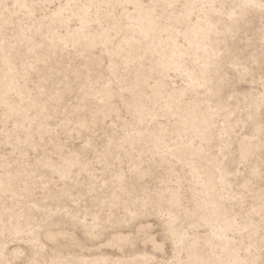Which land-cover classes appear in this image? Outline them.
<instances>
[{"label":"rangeland","instance_id":"1","mask_svg":"<svg viewBox=\"0 0 264 264\" xmlns=\"http://www.w3.org/2000/svg\"><path fill=\"white\" fill-rule=\"evenodd\" d=\"M189 1L137 0L139 33L131 1L0 0V91L31 106L22 120L0 103V264H186L197 241L207 263L235 251L264 264V0ZM89 2L88 19L71 15ZM192 23L211 28L205 48ZM190 113L210 116L202 136L176 135ZM186 142L224 178L231 227L198 222L210 181L169 152Z\"/></svg>","mask_w":264,"mask_h":264},{"label":"bare ground","instance_id":"2","mask_svg":"<svg viewBox=\"0 0 264 264\" xmlns=\"http://www.w3.org/2000/svg\"><path fill=\"white\" fill-rule=\"evenodd\" d=\"M70 1L73 2L74 4H79V2H80V0H70ZM91 1H96L97 2V1H102V0H91ZM126 1L133 2L134 6L137 7L138 10L145 16V20L147 21V23L143 22L139 26V29H138L139 33L149 32L150 31V24L148 23V18H149V15H150V10L148 8L143 9V8L139 7L140 5L137 3V0H126ZM167 1L174 2L175 0H167ZM13 3L15 5L19 6L20 8H21V6L24 7V9L26 8V3L24 2V0H13ZM189 3H187V4L188 5L195 4V0H190ZM92 6H93V4L90 3V2L89 3H82V4H80V7H79L80 11H74L71 15L77 17L79 20L88 19L90 8ZM52 15L53 16L51 17V20H50L51 23L59 24V23L62 22V18L60 17L58 12H54ZM105 18H107V19L111 18V14L110 13L105 14ZM154 30L157 31V28H155ZM189 32H190V41L193 42L199 48H205L206 39H208V37L210 36L211 28L207 27L205 30H200V29L198 30V24L197 23H192L189 26ZM71 38H72L71 40L75 41L77 39V36L76 35L75 36H71ZM68 39H69V37H68ZM5 78L8 80L6 82V84L8 86L7 88H11L12 82H13V79H14L12 74L8 73L4 77V79ZM7 90L5 89V90H1L0 91V103H4L7 106V108L9 109L8 111H11V113L18 115L20 119L28 120V118H29L28 117V110H29V108L31 106H20V104H18L16 102H15L16 104H13V102L11 100L10 101L12 103H9L7 101V94H8ZM101 93H103L102 97H103V100L105 102L103 105L108 104L106 102H108L110 100V98L113 96V93L109 92L108 90H104ZM137 98L138 99H137V102H136L135 112L139 116L140 119H143L144 118L143 109H144L145 104L148 101V99H145L142 96H138ZM152 99L154 100V99H156V97L153 96ZM103 105L100 106L99 112H97V113L101 114L104 111L106 113V111L109 110V109H105L103 107ZM150 111L151 110H149V112ZM93 115H95V114L93 113ZM93 120H97V118L94 119V117H93ZM102 121H104V120H102ZM209 121H210V116L207 115L206 113L205 114H200V115L199 114L190 113V114L187 115L186 118H183V119H181L178 122V126L174 129V133L176 135H179V134H182V133H187L186 135L190 134V136H192V135L193 136H202V129ZM32 122H33L32 119L29 120L30 124ZM100 123H101V121H100ZM85 124H87V123H85ZM85 124L83 122V124L81 126L84 127ZM92 131H93V129H92ZM160 132H162L161 129L159 130L157 135H154L152 137H150V136L147 137V139H148L147 141H150L153 144L154 147H157L159 142H160V137H161ZM78 134H80V133H78ZM186 135H184V136H186ZM143 139L145 140V138H143ZM128 140L131 141L130 139H128ZM26 141L28 143H30L28 139ZM200 149H193V148L191 149L189 147L188 142H186V143H175V144H173V146H171V148L169 147V152L171 154V155L170 154L169 155L171 157L172 156H176L179 159L181 157H183V156L188 157L189 159L192 160L190 162V164H189V168H190L189 171H190L192 177L195 178V177H198L199 175H201L202 173H205L207 175V177H208V181L213 183V184H210V182L205 183L204 186H202L203 195L197 197V199L200 201V205L198 206V204H197L195 206L197 208V211H198V214L196 215L197 219H198V222L210 220V222H212V229L213 230L215 228H229V227H231L233 225V221L228 216V214H226L225 209L222 206V203L219 200H217L218 199L217 196L219 197L218 189L222 186V184L224 182V178L221 176V174L220 175L218 174V171H217L218 169L211 168L210 166H209L210 168H208L207 171L206 170L205 171H201V170H199L197 168V164H198V162H200L201 159H203L205 157L208 158L206 153H205V151H202L203 149L202 150H200ZM102 155H103V153H102ZM242 155H243V150H242ZM162 158H164V157H162ZM74 163H75L74 160L72 158H70L69 161L67 162V167L65 169H67V171H68V169H69L68 167L72 166ZM45 164L48 165V166L52 165L51 161L45 162ZM212 164H214V162ZM214 181H216V182L214 183ZM216 188H218V189L215 190ZM179 198H180V195H179V192L177 190H174V191L171 192L170 201H172L173 204H177V202L179 201ZM209 239H210V237H208L206 239V241H208ZM220 243L221 242H219L218 244H220ZM197 244H198V241L195 242V247L191 246L189 248V258L187 259L186 264H210L212 261L207 263L208 261L201 257V254L198 252ZM251 259H253V258L251 257ZM251 259L250 258L243 259V258L239 257V255L235 251H233V252L230 251V253H226L225 257L221 260L220 264H254V261L251 260ZM95 262H96V260H95Z\"/></svg>","mask_w":264,"mask_h":264}]
</instances>
